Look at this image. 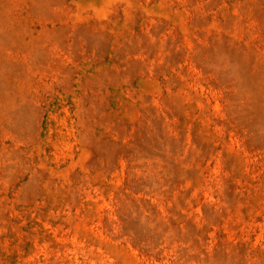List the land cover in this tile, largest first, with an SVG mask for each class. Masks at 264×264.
I'll return each instance as SVG.
<instances>
[{
	"label": "rangeland",
	"instance_id": "obj_1",
	"mask_svg": "<svg viewBox=\"0 0 264 264\" xmlns=\"http://www.w3.org/2000/svg\"><path fill=\"white\" fill-rule=\"evenodd\" d=\"M0 264H264V0H0Z\"/></svg>",
	"mask_w": 264,
	"mask_h": 264
}]
</instances>
